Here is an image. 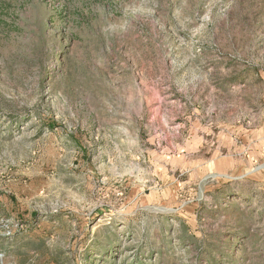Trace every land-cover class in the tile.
Masks as SVG:
<instances>
[{
	"label": "rangeland",
	"instance_id": "obj_1",
	"mask_svg": "<svg viewBox=\"0 0 264 264\" xmlns=\"http://www.w3.org/2000/svg\"><path fill=\"white\" fill-rule=\"evenodd\" d=\"M0 264H264V0H0Z\"/></svg>",
	"mask_w": 264,
	"mask_h": 264
}]
</instances>
